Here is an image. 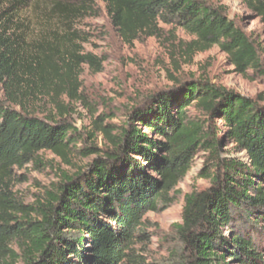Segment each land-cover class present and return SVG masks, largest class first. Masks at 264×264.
I'll use <instances>...</instances> for the list:
<instances>
[{
    "label": "trees",
    "instance_id": "trees-1",
    "mask_svg": "<svg viewBox=\"0 0 264 264\" xmlns=\"http://www.w3.org/2000/svg\"><path fill=\"white\" fill-rule=\"evenodd\" d=\"M26 1L10 0L0 11V264H264V106L206 81L169 77L173 89L185 86L180 98L172 90L157 94L150 107L132 108L119 130L92 121L105 151L79 149L85 141L74 126L33 108L39 98L56 105L58 95L82 101L76 70L99 63L71 49V22L95 15L99 4L124 43L172 26L192 39L186 53L217 47L239 75L259 69L264 47L225 8L204 0H59L50 12L62 33L27 43L16 23ZM241 1L264 23V0ZM214 120L225 131L210 126ZM229 145L246 162L224 153ZM200 152L206 160L198 176L208 187L184 195L181 222L172 226L176 246L157 261L146 216L173 203ZM42 153L66 165L74 156L96 158L25 205L11 190L14 170L42 168Z\"/></svg>",
    "mask_w": 264,
    "mask_h": 264
},
{
    "label": "rangeland",
    "instance_id": "rangeland-1",
    "mask_svg": "<svg viewBox=\"0 0 264 264\" xmlns=\"http://www.w3.org/2000/svg\"><path fill=\"white\" fill-rule=\"evenodd\" d=\"M3 1L0 0V11L7 7L10 0L6 3H2ZM55 1L59 0L26 1V8L19 13L16 23L20 25L27 43L40 40L43 35L49 39L54 31L62 33L61 26L50 12ZM60 1L74 3L71 0ZM204 1L209 5L225 8L229 20L247 36L259 42L258 46L264 47V23L241 0ZM16 8L21 9L19 6ZM94 8L95 15H78L71 22L72 31L77 33L71 49L79 57L92 55L99 63L96 68L81 65L76 70L78 94L82 96V101L74 102L65 95H58L56 105L50 99L39 98L33 101V108H36L39 117L49 113L52 117L63 118L66 124L77 129L85 141L79 145V149L85 146H94L100 151L109 149L103 136L95 134L93 120L99 119L101 126L119 130L125 125L132 108L144 110L169 90L180 98L185 86L173 89L174 82L169 77L181 83L187 82L186 85L206 81L233 96L247 97L264 106V51L260 53V67L257 71L239 75L217 47L203 53H186V44L192 39L172 26L159 24L157 35L142 34L128 45L112 27L103 5L99 4ZM62 50L61 48L60 51ZM157 94L160 95L157 97ZM188 112L191 117L200 119L195 109L190 108ZM151 114L155 115V111ZM213 125L220 133L225 131L219 120H214L210 126ZM89 136H95V139L88 140ZM224 153L246 162L244 154L235 153L233 145L226 147ZM40 158L42 168L27 165L23 169L14 170L11 190L16 199L25 205L41 201L45 193L60 182L63 175L70 176L78 169H85L96 157L84 159L74 156L70 165L62 163L49 153H42ZM205 160L206 156L202 152L194 156L192 169L172 194L173 203L163 212L146 216L151 227L148 233L153 236L150 254L157 261L165 259L176 246L172 226L181 222L184 195L208 187V179L198 176Z\"/></svg>",
    "mask_w": 264,
    "mask_h": 264
}]
</instances>
